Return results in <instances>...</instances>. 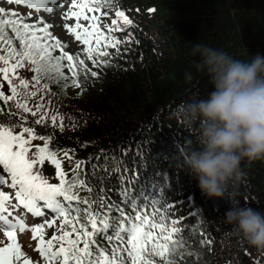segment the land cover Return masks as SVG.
Segmentation results:
<instances>
[{
	"label": "trees",
	"instance_id": "16d2710c",
	"mask_svg": "<svg viewBox=\"0 0 264 264\" xmlns=\"http://www.w3.org/2000/svg\"><path fill=\"white\" fill-rule=\"evenodd\" d=\"M67 2L63 0V6H53L52 13L40 10L32 23L40 19L47 23L43 15L65 11ZM2 3L8 4L6 0H0ZM10 6L25 7L15 3ZM116 11H123L133 24L124 25L116 17ZM87 14L99 17L106 35L122 41L118 55L117 49H107L111 66L93 67L86 60L89 68L98 73L97 77L89 73L81 88L69 86L74 89L73 93L69 87L61 89L51 83L50 92H40L29 100V106L45 103L49 117L53 114L64 117L63 131L52 128L50 120L47 127L35 125L38 133L52 134L50 148L67 150L73 157L71 161L63 158L64 171L70 173L79 160L85 162L82 167L88 172L90 163L103 164V159L96 158L105 154L115 156L117 162L130 168L139 165L141 183H154L158 191L163 190L161 202L177 201L185 206L177 207L176 216L186 215L189 205L192 210H200L199 219L185 221V235L198 240V232L207 231L213 240L210 251L201 249L199 260L204 264H229L230 261L264 264V251L249 247L231 225L223 222L225 212L232 205L264 212V160L244 162L243 181L229 185L222 200L203 196L197 181L182 170L180 162L181 153L201 147L198 123L183 119L181 108L206 99L213 90L209 77L196 70L199 57L191 54L193 45L204 44L242 61H250L257 53L264 56V0H109L99 12ZM105 19L110 23L106 24ZM113 19L117 25H112ZM109 27L111 33L107 31ZM6 31L12 37L11 31ZM84 48L83 45L72 55L83 58ZM18 71L25 78L33 75L27 69ZM64 72L70 76L67 68ZM189 72L192 79L186 80L185 73ZM0 106L7 108L2 101ZM24 115L29 121L35 119L30 113ZM37 140L42 146L43 141ZM112 163L109 159L108 164ZM43 169L51 183H58L54 165L45 161ZM159 173L167 174L169 180L162 184ZM109 185L118 186L114 176L106 178L105 186ZM81 195L87 193L81 192ZM38 220L34 218L35 222ZM193 228L197 232H192ZM46 231L47 240L55 229ZM194 260L196 255L185 256L189 264ZM32 261L44 264L40 257Z\"/></svg>",
	"mask_w": 264,
	"mask_h": 264
},
{
	"label": "snow or ice",
	"instance_id": "6c2138e0",
	"mask_svg": "<svg viewBox=\"0 0 264 264\" xmlns=\"http://www.w3.org/2000/svg\"><path fill=\"white\" fill-rule=\"evenodd\" d=\"M6 2L47 13L54 11L53 6H63V0ZM108 4L109 0H71L64 13L65 19L76 21L74 26L66 23L64 27L85 46L83 58L64 51L67 45L52 34V24L42 19L26 23L17 12L0 7V101L7 106H0V232L9 241L0 247V264H35L21 250L18 232L31 233L44 264H189L185 256L193 255L197 260L190 264H204L199 260L201 249L211 250L213 240L207 231L198 232V240L185 235V221L199 219L200 210H192L189 205L186 215L176 216L177 207L185 206L177 201L161 202L163 190L158 191L154 183H141L139 165L130 168L105 154L96 158L103 159V164L89 162L88 172L82 167L85 162L79 160L70 173L65 172L63 158L73 159L69 151L50 148L52 134L38 133L35 128L47 127L50 120L52 128L63 131L64 117H49L45 103L29 106V100L40 92H50L51 83L61 89L81 88L89 73L91 77L98 76L86 60L93 67H110L107 49L115 48L119 54L122 41L106 35L99 17L86 14L99 12ZM115 15L124 25L133 24L123 11ZM111 23L117 25V20ZM6 29H10L12 37ZM107 31L111 33L112 28ZM57 49L58 56L54 55ZM19 69H27L32 77L25 78ZM40 100H44L43 95ZM25 113L35 119L29 121ZM37 139L43 141L42 146L32 144ZM109 159L113 161L111 165ZM45 161L55 166L58 183H51L39 170ZM113 176L118 186L106 187V178ZM158 178L162 184L169 180L167 174L159 173ZM5 187L11 191H5ZM21 210L39 220L29 226L19 214ZM47 229L55 231L46 240ZM192 232L197 230L193 228Z\"/></svg>",
	"mask_w": 264,
	"mask_h": 264
},
{
	"label": "clouds",
	"instance_id": "9594fccd",
	"mask_svg": "<svg viewBox=\"0 0 264 264\" xmlns=\"http://www.w3.org/2000/svg\"><path fill=\"white\" fill-rule=\"evenodd\" d=\"M196 70L205 73L213 90L181 108L183 119L198 123V150L180 154L182 170L198 183L203 196L222 200L229 185H238L242 164L264 160V56L236 60L228 53L195 43ZM191 80V73H185ZM223 222L249 247L264 251V212L232 205Z\"/></svg>",
	"mask_w": 264,
	"mask_h": 264
},
{
	"label": "rangeland",
	"instance_id": "374dc122",
	"mask_svg": "<svg viewBox=\"0 0 264 264\" xmlns=\"http://www.w3.org/2000/svg\"><path fill=\"white\" fill-rule=\"evenodd\" d=\"M68 4L67 8L65 11L58 13V14H53V15H43L44 20L47 21V23H50L53 25V28H51L52 34L58 38L62 44L67 45V47L64 49V51L68 52L69 54H72L73 52L79 50L83 45L75 40V37L71 35L68 30L64 27V25L67 23L69 26H74L76 23L75 19H65L64 18V13L68 11L71 5V0L67 2ZM0 7L4 8L6 11H15L19 14V17H24L26 23H32L34 21L35 17L38 14V12L35 9H29L26 6L25 7H14L10 6L8 4H0ZM78 10V9H77ZM87 14V13H86ZM90 15V14H88ZM91 16V15H90ZM82 23H87L84 21H81ZM105 23L109 24L110 20L105 19ZM10 30V29H9ZM14 43L18 47V42L14 40ZM54 55H60L59 50L57 52H54ZM66 60L63 62L65 64ZM67 63V62H66ZM6 85V82H4ZM69 91L73 93L74 89L72 87H69ZM33 145H40L38 140H33L32 141ZM35 151V149H33ZM42 174L44 175V169L43 166L39 169ZM5 191H11L7 187L4 189ZM23 219H25V222L31 226L35 221L34 218L31 217V215L25 214V211H20L19 213ZM17 242L21 246V250L25 253V255L29 259H37L39 258V253L35 250L36 249V244L37 241L32 240L31 238V233L30 232H24V233H17ZM9 243L6 237H4L3 233L0 232V247H3L5 244Z\"/></svg>",
	"mask_w": 264,
	"mask_h": 264
}]
</instances>
